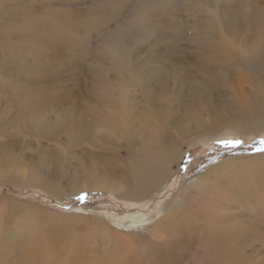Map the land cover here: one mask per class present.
<instances>
[{"label":"rangeland","instance_id":"rangeland-1","mask_svg":"<svg viewBox=\"0 0 264 264\" xmlns=\"http://www.w3.org/2000/svg\"><path fill=\"white\" fill-rule=\"evenodd\" d=\"M253 7L263 10L264 0H0V60L9 57L22 86L7 84L0 62V264H49L53 254L70 251L90 263L104 259L113 236L132 255L134 241L159 222L162 204L222 170L243 174L253 197L264 198V114L248 118L249 130L229 127L234 102L227 86L249 84L246 72L264 59V35L252 44L246 28ZM51 29L63 37L53 39ZM5 46L21 54L10 57ZM31 81L39 91L23 92ZM34 96L47 109L31 121L22 111ZM223 98L225 114L212 116ZM207 100L209 118L185 122L184 108ZM112 118L128 133L119 136ZM71 130L85 135L71 137ZM144 140L180 145L182 154L150 199L132 205L105 189H78L92 152H115L123 162ZM246 244L249 264H259L264 241ZM39 248L47 257L40 259Z\"/></svg>","mask_w":264,"mask_h":264},{"label":"bare ground","instance_id":"bare-ground-1","mask_svg":"<svg viewBox=\"0 0 264 264\" xmlns=\"http://www.w3.org/2000/svg\"><path fill=\"white\" fill-rule=\"evenodd\" d=\"M249 13L245 17L246 28L254 35L252 44L259 45L264 35V9L261 10L260 7L256 11L253 7ZM26 34L33 39L40 37V34H35L31 29L29 32L26 31ZM51 34L53 39L63 37L62 31L59 29H51ZM23 46L26 48L25 45ZM19 49L21 48L18 46L4 47L10 57L16 54L19 56L21 54L18 53ZM0 62L1 67L8 72L7 84H11L14 89L21 88L22 86L16 82L13 63L9 57L5 61L0 60ZM246 75L248 77L246 82L249 84L227 86L230 90L231 100L234 102V117L229 127L238 131L249 130L248 118L264 114V59L262 66L249 69ZM32 83V81L29 82L23 92L37 90L31 86ZM35 99L36 96L30 105L23 108L22 111L23 117H26L28 113L31 114V121L35 119L34 113L47 109V104L45 102L42 104L41 98L36 103ZM223 100L219 107L214 108L212 116L225 114L227 100L226 98ZM210 103L211 101L207 100L205 106L200 107L201 110L197 104L187 105L181 114L185 117V122H202L209 118L204 113L211 111ZM112 119L116 122L115 128L118 129V135L122 136L124 131L121 128L125 126L124 123L118 118ZM96 123L100 126L104 124L103 112H99ZM151 124L150 128L154 129V122ZM109 126L113 128L111 125ZM214 126L216 125L212 124L211 128ZM0 130L3 131L1 122ZM78 134L85 135V132L70 131L71 137ZM107 157H111L108 162L101 161L102 158ZM176 157L180 162L182 158L180 145L171 149V145L164 141L151 144L144 140L140 143L138 150L134 149L133 151L128 148L127 156L123 162L118 159L115 152L109 156L92 152L89 158L92 161L89 162L88 169L84 174L85 181H82L83 185L78 189H105L110 191L120 202L141 205L145 202L144 200L154 194L153 191L156 188V192H158L164 187L163 183L167 175L169 179L172 174L169 169ZM2 163L0 158V166ZM219 174L216 179H212L210 175L204 176L198 183L189 187L188 191H185L186 195L182 196L184 198L178 197L162 204L160 210L163 214L159 217V222L155 223L154 230H149L148 235H145L146 232L143 233L144 235L141 234L142 236L137 234L139 236H136L138 244L134 241V247L131 245L132 255L124 254L129 251L126 248L129 244L123 245L124 241L118 239L119 237L113 238V236L110 242L111 247L106 250L104 259H102L103 257L95 258L96 261L85 264H249L250 260L245 255L247 240L257 243L264 241L262 231L264 227V198L253 197L256 192L242 179L243 174L240 178H238V174L234 176L235 174L231 173V175L224 170L219 171ZM42 186L49 192H55L48 185ZM243 213L254 214L256 220L250 223ZM138 214L133 215L134 222H139L142 215ZM101 230L104 233L107 232L103 227ZM110 235L107 233L106 237ZM27 240L29 241V239ZM125 241L129 242L130 240ZM40 251V259L47 257L45 249H40ZM70 253L73 254L70 255ZM80 255L81 252L78 251H70L65 256L53 254V261L49 264H84L81 263ZM259 264H264V259Z\"/></svg>","mask_w":264,"mask_h":264},{"label":"snow or ice","instance_id":"snow-or-ice-1","mask_svg":"<svg viewBox=\"0 0 264 264\" xmlns=\"http://www.w3.org/2000/svg\"><path fill=\"white\" fill-rule=\"evenodd\" d=\"M223 143H226V144H239V143H241V141H223Z\"/></svg>","mask_w":264,"mask_h":264}]
</instances>
